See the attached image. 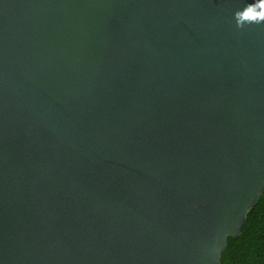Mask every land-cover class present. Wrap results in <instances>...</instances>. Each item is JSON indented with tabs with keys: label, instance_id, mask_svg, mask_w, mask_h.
<instances>
[{
	"label": "water",
	"instance_id": "1",
	"mask_svg": "<svg viewBox=\"0 0 264 264\" xmlns=\"http://www.w3.org/2000/svg\"><path fill=\"white\" fill-rule=\"evenodd\" d=\"M251 0H0V264H220L264 193Z\"/></svg>",
	"mask_w": 264,
	"mask_h": 264
},
{
	"label": "trees",
	"instance_id": "2",
	"mask_svg": "<svg viewBox=\"0 0 264 264\" xmlns=\"http://www.w3.org/2000/svg\"><path fill=\"white\" fill-rule=\"evenodd\" d=\"M220 264H264V193L249 211L239 236L228 238Z\"/></svg>",
	"mask_w": 264,
	"mask_h": 264
},
{
	"label": "clouds",
	"instance_id": "3",
	"mask_svg": "<svg viewBox=\"0 0 264 264\" xmlns=\"http://www.w3.org/2000/svg\"><path fill=\"white\" fill-rule=\"evenodd\" d=\"M233 18L237 29L245 25L264 24V0H251L242 9L235 11Z\"/></svg>",
	"mask_w": 264,
	"mask_h": 264
}]
</instances>
